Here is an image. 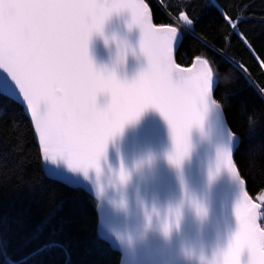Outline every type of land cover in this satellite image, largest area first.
<instances>
[{
    "label": "snow or ice",
    "instance_id": "snow-or-ice-1",
    "mask_svg": "<svg viewBox=\"0 0 264 264\" xmlns=\"http://www.w3.org/2000/svg\"><path fill=\"white\" fill-rule=\"evenodd\" d=\"M125 11L128 27L140 29L139 50L147 62L130 80L97 66L88 50L93 34L103 36L105 22ZM224 19L231 24L230 16ZM195 31L196 19L186 6L178 5L174 18L157 26L148 0H0V95L24 106L44 159H63L85 175L94 169L99 176L108 141L152 108L169 126L172 151L167 158L178 167L190 147V129L202 125L210 107H221L215 59L197 53L190 67L175 59ZM231 83L226 77L223 87ZM102 96L107 102L99 105ZM218 161L242 188L235 208L238 228L210 264H242L245 252L247 264H264V193L255 200L249 196L228 148L218 152ZM127 179L121 167L120 183ZM169 227L165 223V233Z\"/></svg>",
    "mask_w": 264,
    "mask_h": 264
},
{
    "label": "water",
    "instance_id": "water-1",
    "mask_svg": "<svg viewBox=\"0 0 264 264\" xmlns=\"http://www.w3.org/2000/svg\"><path fill=\"white\" fill-rule=\"evenodd\" d=\"M129 22L126 11L111 16L103 36L93 34L88 50L97 66L130 80L147 62L139 50L140 29L129 28ZM14 102L29 121L45 174L94 199L97 233L119 253V264H210L227 247L238 228L235 208L242 186L218 161V152L228 148L233 155L238 145L221 107H210L202 125L190 129V147L178 167L167 158L172 151L167 122L158 111L146 109L108 141L97 176L94 169L87 175L73 170L63 159H44L30 115ZM97 102L103 105L107 97ZM121 167L128 176L123 184ZM165 223L170 225L167 233ZM242 264H247L246 252Z\"/></svg>",
    "mask_w": 264,
    "mask_h": 264
},
{
    "label": "trees",
    "instance_id": "trees-1",
    "mask_svg": "<svg viewBox=\"0 0 264 264\" xmlns=\"http://www.w3.org/2000/svg\"><path fill=\"white\" fill-rule=\"evenodd\" d=\"M148 2L157 26L174 18L178 5L196 19L175 59L183 67L197 53L215 59L216 99L238 137L232 156L255 200L264 193V0ZM226 77L232 83L224 88ZM95 206L83 189L45 174L22 107L0 95V264H119V253L97 233Z\"/></svg>",
    "mask_w": 264,
    "mask_h": 264
}]
</instances>
